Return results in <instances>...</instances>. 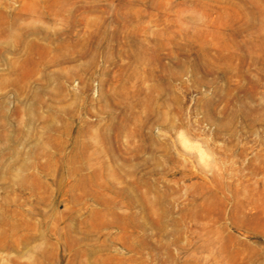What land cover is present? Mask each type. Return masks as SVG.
<instances>
[{
	"label": "rangeland",
	"instance_id": "obj_1",
	"mask_svg": "<svg viewBox=\"0 0 264 264\" xmlns=\"http://www.w3.org/2000/svg\"><path fill=\"white\" fill-rule=\"evenodd\" d=\"M0 264H264V0H0Z\"/></svg>",
	"mask_w": 264,
	"mask_h": 264
}]
</instances>
